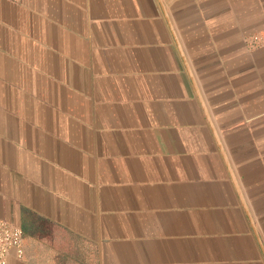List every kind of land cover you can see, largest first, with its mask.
Instances as JSON below:
<instances>
[{
  "label": "crops",
  "instance_id": "1",
  "mask_svg": "<svg viewBox=\"0 0 264 264\" xmlns=\"http://www.w3.org/2000/svg\"><path fill=\"white\" fill-rule=\"evenodd\" d=\"M264 0H0L9 264H264Z\"/></svg>",
  "mask_w": 264,
  "mask_h": 264
},
{
  "label": "built area",
  "instance_id": "2",
  "mask_svg": "<svg viewBox=\"0 0 264 264\" xmlns=\"http://www.w3.org/2000/svg\"><path fill=\"white\" fill-rule=\"evenodd\" d=\"M264 34L254 33L248 40L251 49L262 47ZM15 252L18 257L24 254L23 229L9 221L0 220V264H9V255Z\"/></svg>",
  "mask_w": 264,
  "mask_h": 264
}]
</instances>
